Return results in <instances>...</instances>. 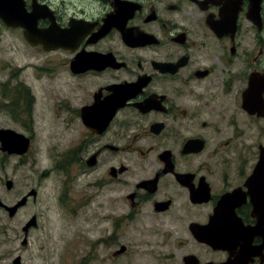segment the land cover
Masks as SVG:
<instances>
[{
  "label": "flooded vegetation",
  "instance_id": "af4514ba",
  "mask_svg": "<svg viewBox=\"0 0 264 264\" xmlns=\"http://www.w3.org/2000/svg\"><path fill=\"white\" fill-rule=\"evenodd\" d=\"M12 5L63 37L12 29L66 78L57 168L103 170L102 264H264V0H0L6 30Z\"/></svg>",
  "mask_w": 264,
  "mask_h": 264
},
{
  "label": "rangeland",
  "instance_id": "374dc122",
  "mask_svg": "<svg viewBox=\"0 0 264 264\" xmlns=\"http://www.w3.org/2000/svg\"><path fill=\"white\" fill-rule=\"evenodd\" d=\"M0 35V128L31 138V149L23 156L0 151V200L13 206L36 193L13 218L0 208V264H13L17 257L21 264H102L107 252L100 238L108 210L103 197L96 196V186L103 170L88 177L57 168V153L66 152L74 138L54 114L58 93L68 92L66 78L59 83L51 73L46 78L37 66L46 60L51 64L52 57L30 49L20 32L0 27ZM28 89L36 100L30 116ZM7 180L14 182L12 190L6 188ZM33 216L37 226L23 245L22 228ZM104 264L114 263L107 258ZM134 264L150 263L140 257Z\"/></svg>",
  "mask_w": 264,
  "mask_h": 264
},
{
  "label": "water",
  "instance_id": "95a60500",
  "mask_svg": "<svg viewBox=\"0 0 264 264\" xmlns=\"http://www.w3.org/2000/svg\"><path fill=\"white\" fill-rule=\"evenodd\" d=\"M9 7H11V6L9 5ZM14 10H15V12H11V17H9L10 15L7 16L4 14L1 15V17L4 20L6 26H8L12 29L23 28L26 41L32 47L36 48L37 46H39L41 44L42 41H50V42L58 41V43H61V41L63 39L62 35L57 34L56 36H54L52 33L53 28L48 29L46 31L37 30L36 26H35V22H33L34 19L30 18L28 15L25 16L26 18H28L27 20L25 17H22L23 11L21 12L18 5H16V8H15V6L12 5V11H14ZM16 10H18V11H16ZM256 10H257V8H255V11ZM52 47H54V48H52ZM57 47L58 46H50L49 48H46L45 50L50 51L51 48L55 49ZM257 111H258L259 115L264 117V110L262 112L259 110H257ZM29 148H30V140L28 138H26L24 135L18 134L15 131L10 130V129L0 128V151L1 152L6 153L8 155L23 156L29 151ZM261 158L264 159V152L262 153ZM13 187H14V182L12 180H7L6 181V188L8 190H12ZM29 196H36L35 191L30 192L28 196L24 197L21 201H19L14 206H7L6 204H4L0 200V208L4 209L8 213L9 217L12 218L17 214L19 209L27 203ZM36 225H37L36 217H32V219L23 228V231L26 234V236L24 238L23 245H25L27 243L26 237H27L29 229L36 226ZM13 264H21V258L17 257L13 261Z\"/></svg>",
  "mask_w": 264,
  "mask_h": 264
},
{
  "label": "trees",
  "instance_id": "16d2710c",
  "mask_svg": "<svg viewBox=\"0 0 264 264\" xmlns=\"http://www.w3.org/2000/svg\"><path fill=\"white\" fill-rule=\"evenodd\" d=\"M62 169V168H59V170Z\"/></svg>",
  "mask_w": 264,
  "mask_h": 264
}]
</instances>
